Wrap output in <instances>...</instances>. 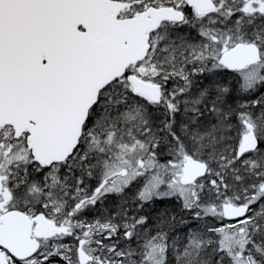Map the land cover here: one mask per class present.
<instances>
[{
  "label": "snow or ice",
  "instance_id": "obj_1",
  "mask_svg": "<svg viewBox=\"0 0 264 264\" xmlns=\"http://www.w3.org/2000/svg\"><path fill=\"white\" fill-rule=\"evenodd\" d=\"M0 264H264V0H0Z\"/></svg>",
  "mask_w": 264,
  "mask_h": 264
}]
</instances>
